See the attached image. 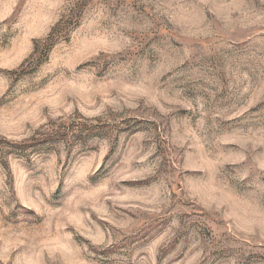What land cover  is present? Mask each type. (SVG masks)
I'll use <instances>...</instances> for the list:
<instances>
[{
  "label": "rangeland",
  "instance_id": "rangeland-1",
  "mask_svg": "<svg viewBox=\"0 0 264 264\" xmlns=\"http://www.w3.org/2000/svg\"><path fill=\"white\" fill-rule=\"evenodd\" d=\"M0 264H264V0H0Z\"/></svg>",
  "mask_w": 264,
  "mask_h": 264
},
{
  "label": "trees",
  "instance_id": "trees-1",
  "mask_svg": "<svg viewBox=\"0 0 264 264\" xmlns=\"http://www.w3.org/2000/svg\"><path fill=\"white\" fill-rule=\"evenodd\" d=\"M36 48H37V43L35 42V43H34V50H35V51H36ZM48 48H49V44H45V45H44V48H43V51H44V52L47 51Z\"/></svg>",
  "mask_w": 264,
  "mask_h": 264
}]
</instances>
